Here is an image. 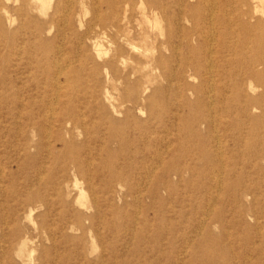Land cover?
I'll return each mask as SVG.
<instances>
[{"label": "rangeland", "instance_id": "1", "mask_svg": "<svg viewBox=\"0 0 264 264\" xmlns=\"http://www.w3.org/2000/svg\"><path fill=\"white\" fill-rule=\"evenodd\" d=\"M0 264H264L259 0H0Z\"/></svg>", "mask_w": 264, "mask_h": 264}, {"label": "bare ground", "instance_id": "2", "mask_svg": "<svg viewBox=\"0 0 264 264\" xmlns=\"http://www.w3.org/2000/svg\"><path fill=\"white\" fill-rule=\"evenodd\" d=\"M67 1V0H66ZM259 2H260V6H261V9H262V11L264 12V0H259ZM257 9V8H256ZM255 10V9H254ZM126 12V11H125ZM183 12V11H182ZM69 13V12H68ZM250 13H249V11L248 12H245V15L246 16H248ZM213 16V15H212ZM194 17V16H193ZM196 18L197 17H195L194 19L196 20ZM210 18V17H209ZM213 18V17H212ZM260 18V17H259ZM156 19V18H155ZM211 19V18H210ZM194 21V20H193ZM155 24H157L156 23V21H155ZM263 24V22L262 21H258L257 22V25H262ZM244 25H245V28L246 29H251L253 26H250L249 25V23H247V22H244ZM212 33V32H211ZM212 35V34H211ZM214 37V36H213ZM123 38V37H122ZM261 40V39H260ZM124 41V40H123ZM178 42H180V41H178ZM131 46L133 45V43L132 44H130ZM212 45V44H211ZM99 46V45H98ZM180 46V45H179ZM188 47H189V44H188ZM137 48V47H136ZM97 49V48H96ZM99 50V49H98ZM100 51V50H99ZM211 51V50H210ZM209 52V51H208ZM97 53H99V52H97ZM211 54H212V52H211ZM99 55V54H98ZM100 56V55H99ZM209 57H210V54H209ZM211 58V57H210ZM212 59V58H211ZM211 61V60H210ZM182 67L183 68H185V65H188L189 67H190V70H192V72H193V74L194 75H197V76H199V77H201V74H200V70H199V67L197 66V64L195 63V61L194 62H192V61H189L188 60V58H184V60H183V62H182ZM212 68H213V65L211 66V64L209 65V67L208 68H206L205 70H206V73L207 74H211V71H212ZM210 77V76H209ZM123 79H124V81L127 83L129 80H130V78H129V75L128 74H126L124 77H123ZM168 80V79H167ZM212 82V81H211ZM210 83V82H209ZM212 83H211V88L213 89V87H212ZM188 88L189 89H191V90H194L192 87H190L189 85H188ZM209 88V87H208ZM214 90V89H213ZM199 91V90H198ZM209 94V93H208ZM212 94H213V91H212ZM210 95V94H209ZM208 95V96H209ZM213 97V96H212ZM213 100V99H212ZM213 103V102H212ZM214 104V103H213ZM213 116V115H212ZM215 136V135H214ZM211 170V169H210ZM219 190V189H218Z\"/></svg>", "mask_w": 264, "mask_h": 264}]
</instances>
